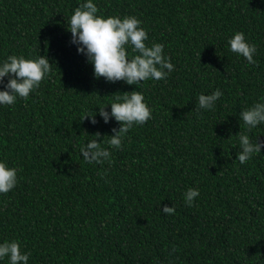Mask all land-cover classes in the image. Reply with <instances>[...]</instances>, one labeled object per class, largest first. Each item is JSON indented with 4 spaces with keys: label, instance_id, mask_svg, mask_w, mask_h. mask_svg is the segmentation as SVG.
<instances>
[{
    "label": "trees",
    "instance_id": "16d2710c",
    "mask_svg": "<svg viewBox=\"0 0 264 264\" xmlns=\"http://www.w3.org/2000/svg\"><path fill=\"white\" fill-rule=\"evenodd\" d=\"M94 2L105 16L139 18L174 69L139 88L97 79L70 43L81 0H0V60L50 62L34 92L0 105V159L18 169L0 193V241L18 240L28 264H264V148L241 164L235 135L246 131L240 111L264 95V0ZM234 31L257 45L255 63L228 49ZM217 88L215 107L197 110V96ZM132 90L151 117L110 163H87L80 144L99 132L107 147L120 122L83 117ZM248 134L264 141V124ZM189 187L199 189L191 206Z\"/></svg>",
    "mask_w": 264,
    "mask_h": 264
},
{
    "label": "clouds",
    "instance_id": "9594fccd",
    "mask_svg": "<svg viewBox=\"0 0 264 264\" xmlns=\"http://www.w3.org/2000/svg\"><path fill=\"white\" fill-rule=\"evenodd\" d=\"M68 31L71 33L70 43L76 46L78 54L83 55L92 65L95 78L103 77L106 81H124L129 85H137L152 79L167 78L174 65L170 57L164 53V44L146 43L148 33L142 27V21L134 15L105 16L98 11L94 0H81L69 19ZM231 52L242 56L249 63H255L257 45L249 42L243 31H234L227 40ZM50 73V62L47 55L26 58L24 55L11 54L0 60V105H12L17 98H27L39 87L42 79ZM223 92L217 88L212 92L197 96V110L213 109ZM110 105V110L107 106ZM108 124L115 120L120 122L119 128H113L108 135L107 147L96 133V139H90L79 146V153L87 163L102 164L111 162L110 149H119L124 134L134 125L145 123L151 117V109L145 100L144 93L139 90L124 92V95L114 96L112 102L99 106L98 114L86 115L90 123L100 121ZM246 131L237 132L239 152L236 159L241 164L250 160L255 154L262 153L264 141L259 136L253 139L248 132L258 125L264 124V95L254 101L251 106L239 113ZM18 169L0 159V193L12 190L18 182ZM199 189L189 187L183 193L184 203L191 206ZM163 214H172L174 206L167 204L160 208ZM31 253L23 250L18 240L0 241V261L7 259L8 264H28Z\"/></svg>",
    "mask_w": 264,
    "mask_h": 264
}]
</instances>
